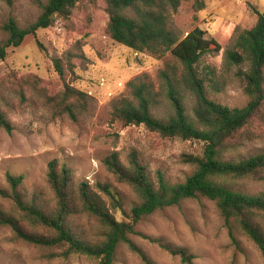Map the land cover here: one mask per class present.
Listing matches in <instances>:
<instances>
[{
    "label": "rangeland",
    "instance_id": "374dc122",
    "mask_svg": "<svg viewBox=\"0 0 264 264\" xmlns=\"http://www.w3.org/2000/svg\"><path fill=\"white\" fill-rule=\"evenodd\" d=\"M254 9L264 12V0H187L172 17L181 38L202 29L207 38L221 44L218 54L202 57L198 71L205 79L208 97L230 108H243L250 98L234 76L236 69L226 70L224 55L240 32L256 25L258 16ZM40 13L31 0H12V5L0 0V26L13 17L21 27H26ZM107 23L103 0L86 3L69 21L58 18L52 27L40 29L19 48H11L7 59L0 61V113L11 124V132L0 126V190L8 188L9 174L23 175L27 199L42 194L43 200L53 203L47 171L49 162L58 160L72 170L75 184H111L130 210L139 203L138 197L105 167L104 160L112 153H118L125 164L131 153H137L152 178L156 179L161 172L172 184L183 183L193 173L194 167L185 161V156L202 154V142L166 139L143 125L122 130L111 125L113 105L129 95V83L148 79L159 88L163 81L161 71L175 61L170 53L138 52L116 43L106 33ZM3 38L0 28V40ZM56 58L63 62L65 79L56 71ZM66 84L91 98L89 110L77 121L58 116L50 105V99L65 91ZM158 100L154 113L166 119L173 114L172 106L165 94ZM184 104L187 114L192 115L194 102L190 94ZM251 131L256 134L253 139L229 158L245 159L264 152V125L258 124ZM235 189L260 196L264 195V182L246 179L238 182ZM11 207V202L0 196V208ZM113 213L123 218L119 211ZM73 222L78 234L95 239L99 231L96 219L77 216ZM148 238L164 239L188 249L196 258L195 264H264L257 247L236 228L233 240L216 204L208 199L186 201L158 211L140 221L136 234L131 236L155 264H183ZM64 250L32 246L16 239L9 229H0V264H99L82 254L66 258L61 255ZM50 254L60 256L51 258ZM115 264L145 263L138 253L124 245L118 250Z\"/></svg>",
    "mask_w": 264,
    "mask_h": 264
},
{
    "label": "trees",
    "instance_id": "16d2710c",
    "mask_svg": "<svg viewBox=\"0 0 264 264\" xmlns=\"http://www.w3.org/2000/svg\"><path fill=\"white\" fill-rule=\"evenodd\" d=\"M31 1L41 12L34 23L21 27L9 17L0 26L4 35L0 40V61H5L8 51L19 48L28 36L52 27L58 18L69 21L78 8L100 0ZM103 1L108 14L105 30L113 41L138 52L170 53L175 61L161 71L163 81L159 88L148 79L131 81L129 95L113 105L111 125L118 130L143 125L166 139L199 141L204 144L202 154L185 156L194 171L183 183L176 184L170 183L161 172L156 179L152 178L137 153L129 155L127 164L118 153L109 155L104 160L105 167L138 197L139 203L130 210L126 209L122 194L111 184H75L72 170L58 160L49 162L47 171L53 203L43 200L42 194L27 199L23 190L25 177L9 174L8 188L0 190V196L9 200L12 207L0 208V229H9L16 239L32 246L64 248L61 255L66 258L82 254L98 260L99 264H115L118 250L125 245L138 253L145 264H155L131 239L137 224L165 208L208 199L216 204L233 240L236 228L257 247L264 259V195L251 196L235 189L238 182L246 179L264 182V152L245 159L229 158L256 135L252 127L264 125V12L254 9L258 16L256 25L240 32L225 52L226 70L236 69L234 76L250 98L245 107L230 108L208 97L205 79L198 71L202 57L218 54L221 44L207 38L202 29L181 38L172 22L173 15L187 0ZM7 2L12 5V0ZM38 45L42 49L39 42ZM53 63L59 76L65 79L62 60L56 58ZM163 94L173 109V114L166 119L154 113ZM189 94L194 102L192 115L187 114L184 104ZM90 100L88 95L66 84L65 91L50 99V105L58 116L66 115L77 121L89 110ZM0 126L11 132L9 120L1 113ZM113 210L119 211L124 219H119ZM77 216L96 219L99 231L94 240L78 234L73 222ZM148 239L183 264H195L196 258L188 249L164 239ZM58 256L50 254L51 258Z\"/></svg>",
    "mask_w": 264,
    "mask_h": 264
}]
</instances>
